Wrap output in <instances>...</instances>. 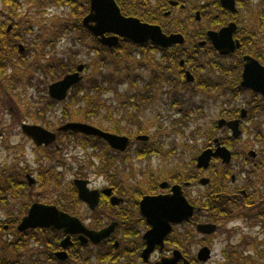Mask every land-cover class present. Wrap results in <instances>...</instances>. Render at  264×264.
<instances>
[{
    "label": "rangeland",
    "instance_id": "374dc122",
    "mask_svg": "<svg viewBox=\"0 0 264 264\" xmlns=\"http://www.w3.org/2000/svg\"><path fill=\"white\" fill-rule=\"evenodd\" d=\"M17 1L19 8L16 12H12V17L20 24H25L29 19L31 23L38 25L40 34L35 32L34 24L35 31L26 36L32 42L31 54L26 60L18 59L12 62L6 70L7 76L0 79V131L3 134L0 136V169L4 170L0 175L2 177L13 175L21 179L23 177L19 173L22 171L30 173L34 178H37L38 171L46 170L48 173L45 181L36 183L31 189L23 190L21 197L11 196L6 201L0 202V218H5L7 213L20 218L21 214L17 215V213L22 208L23 201L38 198L48 200L62 195L65 182L72 180L78 167L82 169L86 167L87 157L89 162L98 166L97 170L88 169L92 183L98 186H103L106 181L109 184L114 183L123 189V194L126 195L135 194L134 191L129 190L130 186H136V191L138 188L146 187L148 184L146 180L150 177L164 180L177 171L189 173L195 169L193 160L198 152L208 145L209 135L213 134L214 122L218 119L222 107H227L226 97L219 94L220 91L217 93L213 87H199L196 82L195 84H184L182 81L179 83L175 66H171V70L167 69L169 78H162L165 84H154L147 90L146 83L160 72L158 56L162 52L144 47L128 58L125 54L128 48L125 47L118 52V55L116 53L111 57L114 58V63L101 66L98 62L99 55L91 49L94 40L88 36L86 38L79 31H75L74 34L75 38L80 40L67 35L62 36L53 45L44 43L45 39L54 37L55 30H61L59 26L61 22L73 19L71 5L51 3L48 0ZM181 1L188 3L189 8L184 10L180 7H171L172 15L169 21L181 24L182 27L178 31L185 36V45L197 46L196 41L200 38L196 35L204 29L218 28L222 16L217 11L218 6H205L200 20H195V11L192 7L198 8L199 5L201 7L207 2L218 0ZM240 2L242 6H239L236 16H239L238 19L249 33H251L250 29H254L257 32L255 38L263 39L264 22L260 27L258 23L260 14H264V0ZM8 13H11V10L0 0V15ZM217 14L219 23L213 24L212 21L216 20ZM262 43L258 48H264ZM195 51L202 55L200 61L204 64H207L208 60L210 62L216 60L223 65L229 64L226 60L215 58L216 53L210 48L208 51L199 49ZM102 55L105 56V53ZM47 58L53 62L56 59L70 62L69 59L72 58L71 62L74 66L83 64L82 79L77 83H82L87 89L92 80H97L104 87L111 86L112 89L107 87L101 95L102 101L108 105V108H102L98 114L88 116L84 103L78 100L81 99L80 95L76 96L75 101L70 102L72 90L64 101L49 104L47 86L53 81L54 76L39 71L36 65L41 61L45 63ZM111 58L106 57L109 62ZM205 69L200 72L202 75L205 77L211 75L212 81H214L213 77L218 78L219 81L221 75L213 66L208 65ZM58 71L61 75L60 69ZM166 80L170 81L171 85L166 83ZM149 90L153 96L150 103L135 100L138 105L136 109L129 105V96L140 98L141 93ZM83 91L84 89L79 94ZM180 105L182 107H179ZM125 109L132 112L133 116H123L126 113ZM21 122H38L51 130L67 122H84L110 133L127 136L131 139V146L122 155H114L117 156V161L113 166H108L109 161L114 157L111 154L112 150L96 137H89L87 144L86 138L80 133L62 137L59 141V151L54 149L38 151L22 133ZM138 134H146L149 137L147 145L155 147L154 150L159 154L150 153L145 157H135V152L140 147L144 148L142 141L135 139ZM183 166L186 167L185 171ZM195 190L191 194H196ZM78 212L84 218V208L81 211L78 209ZM88 216H90L89 212ZM261 226L244 218L224 221L214 234L204 236V244L211 248V255L210 259L202 264H264V233ZM14 232H16L15 228L9 231L0 229V257H11L13 260L18 259L20 262L33 264L41 256L37 254L38 244L30 243L32 249H35V254H30L28 248L17 252L14 245H10V241L16 239L17 234L14 235ZM36 235L43 234L37 232ZM44 235L46 237L48 234ZM193 239L188 244V248L191 254L195 255L201 238L196 236ZM125 245L126 248L132 246L129 241H126ZM91 264L101 263L92 260Z\"/></svg>",
    "mask_w": 264,
    "mask_h": 264
},
{
    "label": "flooded vegetation",
    "instance_id": "af4514ba",
    "mask_svg": "<svg viewBox=\"0 0 264 264\" xmlns=\"http://www.w3.org/2000/svg\"><path fill=\"white\" fill-rule=\"evenodd\" d=\"M240 1L242 0H234L235 10L233 11L225 8L220 0L217 1V4L211 1L201 7L199 5L198 8L197 6L192 7L195 11V20H200L201 13L203 12L202 7L205 6H218L217 11L220 12L222 16L220 18L222 22H220L221 24L218 25V28L204 29L196 35L200 38V40L196 41L197 46L185 45L184 35H182L184 37L182 43H174L167 46L154 43L151 40L134 42L125 37H119L115 45L109 46L103 44L100 41V36L94 35L82 23L84 29L90 32L96 42L103 47L102 49L106 48L113 50L118 45L122 44V47L118 48L127 47L130 52L129 57L140 52V49L144 47L148 48V50L152 49L162 52V54L158 56V58H160V72H158L157 75L155 74L154 78L149 83H146V86L144 85L146 87L145 89L148 90L147 85L151 88L154 84H165L162 78H169L170 76H167V69L171 70V66H175L179 83L182 81L184 84H195L196 82L199 87H213L216 89L217 93L220 91L219 94L226 97L225 102L227 107H222L218 119L214 122L213 134L209 135L208 145H205L193 160L195 164L194 170L189 173L177 171L173 176L164 180L150 177V179L146 180L148 183L146 187L142 189L138 188L136 191V186H130L129 190L134 191L135 194L126 195L123 194V189L119 188L114 183L109 184V182L106 181L103 186L92 183V180L89 179L90 174L88 169L97 170V168L93 166L94 164L92 162H89L87 157L86 167L84 169L81 167L77 168L72 180L65 182L62 188V195L48 200L43 197L44 199L38 198L30 201H23L21 203L22 208L18 210L17 213V215L21 214L20 218L13 216L12 213H7L5 218H0L1 230L9 231L15 228L16 232H14V235L17 234L15 236L16 239L10 241V245L15 243L19 245V251L28 248L30 254H35V249H32L30 243L38 244L39 250L37 254L41 256L37 258L33 264H81L82 262L83 264H91L92 260H96L101 264H120V262L123 264H156L164 257H172L174 251L179 252V258L175 264H184L185 262H187V264L189 262L190 264H202L210 259V256L205 261L198 258L200 249L204 246L209 247L204 244L203 238L215 232L205 234L198 230V224L207 222L214 223L217 230L219 225L224 221L244 218L262 225L261 229L264 233V88L259 86L260 81L255 78L251 79L253 85H242L241 83L245 64L247 63L245 56H250L255 59L258 64L264 68V48H258L260 43L263 42L262 45L264 44V39H250L248 36L250 33L246 30L244 24L233 16L238 14L237 11L240 6ZM158 2L160 3L159 13H157L155 9V5ZM135 6L139 10L144 12L146 10V13L149 12L148 17L143 19L136 15L124 14L121 9L120 11L125 16L137 17L143 22L158 25L165 35L180 33L179 31L169 29V26L172 24L170 23L171 21H169L170 18L165 19V17L172 14L170 8L180 7L184 10L189 8L188 3L185 1L182 2L181 0H143V3H135ZM7 8L11 10V13L0 15V79L7 76L6 70L12 62L18 59L26 60L31 54L33 49L30 45L32 42L29 41L26 36L35 31L36 25L35 23L20 24L15 21L12 17V12H16L19 8V4H17V9H12L8 6ZM89 11L90 0L88 11L84 16L88 14ZM154 13L162 15L160 16L162 20L156 18L155 15L154 18ZM217 16L218 14L215 17ZM231 22L235 23V29L232 31V39L234 42H237V45L232 52L221 54L213 47L208 32L218 31L228 26ZM73 26L72 29L68 28L66 31H62V33H60L61 30L59 29L55 30L54 37L45 39L44 43L53 45V43L62 36L67 35L71 38H75V31L83 33L87 38L88 32L85 33L80 27L76 29L74 28L75 26ZM178 26L182 27L181 24ZM37 27L38 25H36L35 32L40 34V28L37 29ZM105 35L110 36L112 33H106ZM75 39L80 40L79 38ZM181 46L185 52L197 55L196 64L193 61H187V58L183 56L180 57L176 63L170 62L169 57L172 52L181 51ZM209 48L216 53L215 58L226 60L229 64L223 65L216 60H212L211 62L208 60L207 64L201 62L200 59L202 55L197 54L195 49L208 51ZM50 61L51 60L47 58L45 59V63L41 61L40 63H36V65L39 71L49 73L50 76L53 77L50 72L51 67L54 66L52 69L54 73H57L59 64L57 59L53 65H50ZM78 65H75L71 71L66 73L76 71ZM208 65L213 66L216 72L221 75L219 76V81L217 80L218 78L214 77V81H212L211 75L205 77L200 73L205 71ZM188 72L192 76V80H187ZM64 74L61 75L63 76ZM55 75L57 77H54L53 81L62 77L59 71ZM166 83L170 84V81L166 80ZM73 87L74 85L71 86L70 90H72ZM258 87L261 89H257ZM149 94L152 96L151 90H149ZM52 102L55 104V102L59 103L61 101L49 97L48 103L51 104ZM129 102L132 103L134 101L129 100ZM220 121L224 122L220 124ZM23 123L40 125L48 131L55 133L54 141L48 144H38L31 137L22 132L28 140L32 142L33 148L38 151L40 149L45 151H47V149L59 151V141L62 137L77 134L72 131H58V128L65 123L59 125L55 130L46 128L38 122H21L20 128ZM227 123H230V125ZM2 135L0 131V136ZM83 135L87 136V139L89 137L101 139L102 142L112 150L113 156L122 155L131 146V139L129 145L124 150H118L110 147L108 142L102 138H98L95 135ZM138 136L140 135H136L135 139L142 141V147H144V149L140 147L142 150H137L134 155L135 157H145L150 155V153L159 154L157 150H154L155 147L147 145L148 139H138ZM243 137H245V139H243ZM147 146L152 147V151L148 150ZM207 149H211L213 152L208 159L207 166L198 165L199 156ZM139 151H141L140 156L138 155ZM185 169L186 167L183 166L184 171ZM0 172L2 175L4 170L0 169ZM37 173V178H34L30 173L22 171L19 173L20 176L23 177L21 179H17L13 177V175L5 176L6 178L0 175V202L6 201L11 196L21 197L23 190L31 189L36 183L45 181L48 172L42 170ZM103 177L108 180L106 176L103 175ZM204 178H207L208 182L203 183L201 180ZM77 179L86 181L85 187L87 191H98V201L94 207H90L88 200L79 198L76 184ZM5 181L7 182L3 183ZM211 182H213V184H211ZM177 185L179 186L182 196L193 207L192 214L188 219L172 223V229L163 238L162 245L155 244L147 255H144V250L148 245L147 239L144 236L147 234V231L151 229V225L148 223L144 214L151 203L147 201V205L142 208L144 198L170 196L174 192V186ZM194 190L196 194H191ZM33 204L53 206L59 212L77 217L87 230L99 231L108 227L110 224L115 225L114 230L99 243L91 241L85 233L66 232L63 229H52L51 227L40 225L20 230L18 226L22 219L28 215ZM82 208L85 210L84 218H82L81 214L78 212V209L81 211ZM88 212L90 216H88ZM37 232L43 235L37 236ZM46 233L48 235L44 237ZM196 236H200L201 238L200 243H198L200 245L195 255H192L188 248V244L191 243ZM126 241H129L132 246L126 248ZM13 247L15 248V246ZM93 248H95V250ZM18 250L16 251L18 252ZM22 254L23 253H21V255ZM0 264H29V262H20L18 259L13 260L11 257H0Z\"/></svg>",
    "mask_w": 264,
    "mask_h": 264
},
{
    "label": "water",
    "instance_id": "95a60500",
    "mask_svg": "<svg viewBox=\"0 0 264 264\" xmlns=\"http://www.w3.org/2000/svg\"><path fill=\"white\" fill-rule=\"evenodd\" d=\"M220 2L225 8L232 11L235 10L234 0H220ZM82 21L94 35L100 36V41L103 44L109 46L115 45L119 37H125L134 42L151 40L163 46L182 43L184 41V37L180 33L165 35L158 25L143 22L137 17L123 15L115 0H90V11L84 16ZM234 29L235 23L231 22L228 26L218 31L208 32L213 47L221 54H228L236 47L237 42H234L232 39V31ZM106 33H112V35L106 36ZM245 59L247 63L245 64V70L243 72L242 85H253L251 79L255 78L260 81L259 86L264 88V68L250 56H245ZM83 69L84 65L79 64L76 71L66 73L60 79L50 83L48 86L49 97L57 101L65 99L71 86L82 79L80 72ZM187 80H192L189 72L187 73ZM260 87L257 89H261ZM221 122L224 121H220L219 123L221 124ZM227 124L230 125V123ZM21 129L23 133L31 137L38 144H48L55 139L54 132H50L40 125L23 123ZM58 131H72L75 133L95 135L98 138L106 140L110 147L118 150H124L130 142L127 136L110 133L84 122H67L61 125ZM147 138V135L138 136V139ZM211 154H213L211 149L203 151L198 158V165L207 166ZM201 181L206 183L208 179L204 178ZM76 184L79 198L88 200L90 207H94L98 201V191H87L85 187L86 181L82 179H77ZM173 191V194L167 197L144 198L142 208L147 205V201L151 203L148 210L144 212L148 223L151 225V229L144 236L148 244L144 250V255H147L155 244L162 245L163 238L172 229V223L188 219L192 214L193 207L182 196L179 186H174ZM37 225L51 227L52 229H63L66 232L85 233L95 243L102 242L107 235L113 232L115 226L110 224L108 227L99 231L87 230L77 217L59 212L53 206L33 204L28 215L22 219L18 228L22 230ZM197 227L199 231L205 234L213 233L216 229L214 223L208 222L200 223ZM210 255L211 250L207 246H204L198 252V258L202 261L207 260ZM178 258L179 252L174 251L172 257H164L156 264H175ZM184 264H187V262Z\"/></svg>",
    "mask_w": 264,
    "mask_h": 264
},
{
    "label": "trees",
    "instance_id": "16d2710c",
    "mask_svg": "<svg viewBox=\"0 0 264 264\" xmlns=\"http://www.w3.org/2000/svg\"><path fill=\"white\" fill-rule=\"evenodd\" d=\"M49 2L51 3H57V4H61V3H64V4H69L71 5V15L73 16L72 20L71 21H64V22H61L59 25L60 28H61V31H66L68 28H71L72 29V26L76 29H79V27L82 29L83 32L87 33L88 32V38H91V40H94L93 41V45H91V43L89 44V46L91 45V49L97 53L99 55L98 57V62L100 63L101 66L103 65H109V64H112L114 63V58H111L113 57L114 54L117 53L118 55V52H121V49L122 48H118V47H122V44L118 45L115 49H102L103 47L96 42V40L94 39V37L90 34L89 31H87L86 29H84V27L82 26V17L84 16V14L88 11V8H89V0H48ZM117 2V4L119 5L121 11L124 13V14H128V15H136V16H139L141 18H146L148 17L149 15V12L146 13L147 11L145 10L142 11V10H139L136 6H135V3H143V0H115ZM263 2V1H262ZM2 3L4 6H8L12 9H17V4H18V1L17 0H2ZM239 3V2H238ZM217 4V2H216ZM160 3L158 2L156 5H155V9H156V12L159 13L160 12ZM240 6H242V2L239 3ZM264 7V5H263ZM202 10L204 11V7H202ZM14 11V10H13ZM157 13H154L153 14V17L155 18H160V14H157ZM155 15V16H154ZM172 14H170L169 16L165 17V19H168L171 17ZM235 18H239V16H236L233 15ZM216 18V17H215ZM219 19L216 18V20L214 19L212 21L213 24H216V23H219L218 21ZM264 22V14L261 13L260 16H259V27L260 25H262L261 23ZM26 23H31L29 19L26 20ZM172 25L169 26V29L170 30H176L178 31L179 29H181L180 26V23H172L170 22ZM72 25V26H71ZM258 27V28H259ZM264 27V25H262V28ZM253 29V28H252ZM250 34H248L249 38L250 39H254L255 38V35H257V32L253 29L251 30L250 29ZM261 32L258 31V36H259V33ZM264 39V37H263ZM182 49L181 51L179 52H176V51H173L172 54L170 55L169 59H170V62L172 63H176V61L180 58V57H184V58H187V61H193L195 64L197 63L196 62V59H197V55L196 54H190V53H187L185 52V50H183L182 46L181 48ZM102 53H105V56L102 55ZM125 54H127L126 56L129 58V54L130 52L127 50L125 52ZM106 57H110L111 58V62L108 61V59H106ZM59 58H63V57H59ZM72 58L69 59L70 62H67L63 59H57V62L59 64V69L61 71V74H64L68 71H71L74 67V65L72 64L71 62ZM54 62L51 60L50 61V65H53ZM54 66L51 67V75H53L55 78L57 77L53 71ZM109 87V86H107ZM107 87H104L102 84H99V82L97 80H92L91 81V84L89 85L88 84V89L86 88V86H83L82 83H78L76 84L73 88H72V94L70 95V102H73L76 100V96L77 95H80V98L81 99H78L80 101H82L84 103V107H85V111L86 113L88 114V116H91V115H96L100 112V110L102 108H108V105L102 101L101 99V95L104 93V90H106ZM149 87V85H147V88ZM84 89V91L82 92V94H79L82 90ZM108 89H112L111 86L108 88ZM130 99L129 100H133L134 102L130 103L129 105L136 109L138 107L137 105V102L138 100H140L141 102H151L152 101V96L149 94V92H145V93H142L140 94V98L139 97H136L134 98L133 96H129ZM179 103V102H177ZM174 104H176L174 102ZM139 107H141V105H139ZM179 107H182V105H180ZM183 110V109H182ZM184 111V110H183ZM125 115L129 116V117H132L133 113L132 112H128V109H125ZM83 137L86 138V142H87V136H84ZM99 141V140H98ZM104 144V143H103ZM144 149V148H142ZM142 149H138V150H142ZM148 150H151L152 151V147H148L147 148ZM141 151H139V156L141 155L140 154ZM111 154H113V152L111 151ZM117 157L114 156L110 161H109V164L108 166H113V164L117 161L116 159ZM94 166L98 167L97 165L94 164ZM98 173H100V171H98ZM15 246V249L18 250V246L17 244H13ZM17 246V248H16Z\"/></svg>",
    "mask_w": 264,
    "mask_h": 264
}]
</instances>
